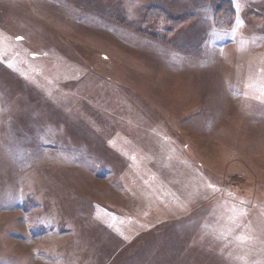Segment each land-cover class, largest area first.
<instances>
[{
  "label": "rangeland",
  "instance_id": "rangeland-1",
  "mask_svg": "<svg viewBox=\"0 0 264 264\" xmlns=\"http://www.w3.org/2000/svg\"><path fill=\"white\" fill-rule=\"evenodd\" d=\"M0 264H264V0H0Z\"/></svg>",
  "mask_w": 264,
  "mask_h": 264
}]
</instances>
